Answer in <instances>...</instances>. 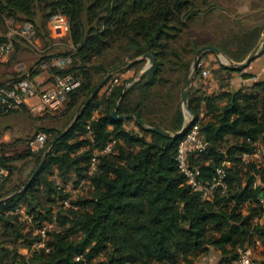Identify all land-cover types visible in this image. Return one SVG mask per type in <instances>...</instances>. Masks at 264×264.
<instances>
[{
  "label": "trees",
  "instance_id": "obj_1",
  "mask_svg": "<svg viewBox=\"0 0 264 264\" xmlns=\"http://www.w3.org/2000/svg\"><path fill=\"white\" fill-rule=\"evenodd\" d=\"M210 1L0 0V28L8 19L30 22L45 44L53 40L49 18L65 14L72 44L65 55L71 54L72 61L56 72L81 79L64 113L75 110L66 128L72 122L73 126L63 138L52 143L64 130L45 127L42 132L49 137L41 148L0 159L12 174L9 162L30 157L37 167L45 157L34 177L32 170L17 188L8 190L5 183L0 188V264H196L211 247L221 253L218 264H230L241 249L257 241L264 246V160L243 162L244 154L254 155L257 144L264 145V77L238 88L220 84L221 90L212 95L189 94L193 124L199 125L209 143L205 152L192 155V162L205 183L213 182L217 168L224 167L226 190L217 187L210 198L202 199L186 184L176 159L185 136L179 133L186 122L181 101L171 106L170 100L179 87L183 95L193 59L184 62L172 44L183 28L190 30L182 18L200 14L201 6H210ZM261 32H255V39ZM6 40V35L0 36V43ZM191 45L197 51L214 45L235 61L251 52L243 47L235 55L214 43L195 40ZM147 54L153 56L154 64L142 78L118 80L104 94L100 107L103 85L84 107L105 76L145 62ZM171 55L178 60L173 71L182 75L175 80L164 77L166 66L173 63L168 59ZM201 69L197 67L196 77ZM243 69L221 66L228 74ZM170 82V87L165 85ZM157 86H166V91L160 92ZM114 110L119 115L138 114L144 123L133 118L115 121ZM125 122H134L138 130L126 129ZM113 141L111 152L102 154ZM95 155L97 169L88 175ZM82 180H88V195L70 199L66 187L60 188V183L78 186ZM68 198L66 207L63 202ZM21 209L31 220L21 215ZM46 222L60 229L49 230L45 244L44 236L34 229ZM35 244L40 247L32 249ZM23 248L29 249V255L21 252ZM107 248L111 253H106Z\"/></svg>",
  "mask_w": 264,
  "mask_h": 264
},
{
  "label": "rangeland",
  "instance_id": "obj_2",
  "mask_svg": "<svg viewBox=\"0 0 264 264\" xmlns=\"http://www.w3.org/2000/svg\"><path fill=\"white\" fill-rule=\"evenodd\" d=\"M259 2H264V0H211L210 6H201V13L193 16L189 20L183 17V21L189 22V26L191 32L183 28L180 38H178L175 42H173L172 46L180 51L183 61L188 62L190 59H193L192 63V71L189 78H193L192 83L186 89L189 90V94L196 93V95H202V93H206L203 90V87L206 86V83L202 81L203 76L199 74L196 77L197 72L194 71L195 67V58L197 56V47L192 48L191 40H195L196 43L202 44V41L213 42L215 45L221 46L225 50H229L230 52H235L237 49H241L245 47L248 49L250 43L255 39L257 30L254 29L256 26H251L249 28V22L245 14H240V8L244 4H248L247 8L252 9L255 8V5ZM240 5V6H239ZM238 9V10H237ZM22 22H16L13 19H8L6 21L5 26L0 28V36L5 37L9 32L16 31L17 25ZM185 27V26H184ZM45 32V31H43ZM254 32V33H253ZM253 33V36H252ZM60 40L51 41L49 43H42L39 46L36 42H28L27 40L21 38L16 35L14 37L15 50L13 54L6 59L5 61H0V82L9 79V77H20L27 73L28 69L35 65L40 59L48 58V57H56L63 56L65 53L69 52L72 48V44L68 38L62 37L58 38ZM261 42V41H260ZM214 46V45H212ZM264 48V38L260 43L257 51H261ZM39 49V50H38ZM231 49V50H230ZM235 49V50H234ZM115 50V49H114ZM112 50L109 55H112L115 51ZM193 51V54L192 52ZM230 56V55H229ZM225 53L221 54L219 57L210 54V51H206L202 53L200 59L203 61L202 69L211 70V65L214 63L217 65H233L230 63V57ZM234 56V55H231ZM224 58L226 60H224ZM168 59H170L173 63L168 64L166 66L168 75H176V78L182 75L180 73L174 72L173 69L176 67L174 62H176V58L171 55ZM148 61L149 59L146 58ZM24 62L25 67L22 69H17V63ZM150 62V61H149ZM207 62V64H206ZM244 62V61H243ZM242 62V63H243ZM178 63V60H177ZM222 64V65H221ZM197 68V67H196ZM201 69V70H202ZM218 70H212L213 76L220 79V84L227 85L228 88H234L231 86V74L223 72L221 68H217ZM184 70H182L183 72ZM43 73L45 71H42ZM46 74V73H44ZM106 77V76H105ZM111 77H116L120 80V77L117 75H111ZM197 81L198 79H200ZM104 79V78H103ZM50 80L46 81L48 83ZM196 81V82H195ZM195 82V83H194ZM105 85V84H104ZM104 90V94L107 91ZM184 90V91H185ZM180 87L177 88V91L173 92V98L170 100L171 106L175 103H179L181 101V105L186 116L185 125L193 120L192 113L187 110L186 105L183 104V95H180ZM102 93V96H104ZM187 98V100H188ZM169 104V105H170ZM68 102L65 105L64 109L60 112L56 113H43L38 114L29 109H22L21 111H15L9 114L0 115V154L3 158H9L13 156H17L19 154L29 153L31 150L30 142L36 138L39 133H43L46 135V139L49 137L46 133L42 132V129L45 127H56L59 130H65L66 125L72 120L74 116V112L70 111L65 116V110L67 108ZM191 113V114H190ZM73 122L70 124L72 125ZM69 125V126H70ZM68 126V127H69ZM67 127V128H68ZM66 128V129H67ZM135 131V130H133ZM36 150V149H35ZM256 154L254 155H243V162L247 163L249 161H257L261 162L264 160V145L258 143ZM5 158V159H6ZM11 167H13V173L10 174V177L5 182L4 187L8 190H12L20 186L29 176L32 170H35L36 163L32 162L30 157H26L19 160H14L8 163ZM40 164V163H39ZM122 167L126 168V166L122 165ZM68 192L71 194L70 199L77 198L78 196L88 195L89 187L87 183L84 185L75 186L70 183ZM54 210L57 205H53ZM22 216H24V209L19 210ZM56 230L59 227L55 226L54 222H46L43 227H38L34 229L36 233H40L39 230H45L46 234L44 236L45 244L49 239L47 232L51 229ZM60 229V228H59ZM40 247L38 244L32 246V249ZM44 247V243L42 245ZM253 249V264H264V246L254 245ZM23 254L29 255V249L23 248L21 249ZM106 253H111L110 249H106ZM104 257L102 254L98 258ZM210 259L207 261L203 258L199 261L200 264H205V262L214 264L215 258L214 256L208 255ZM210 261V262H208ZM183 264V263H181Z\"/></svg>",
  "mask_w": 264,
  "mask_h": 264
},
{
  "label": "built area",
  "instance_id": "obj_3",
  "mask_svg": "<svg viewBox=\"0 0 264 264\" xmlns=\"http://www.w3.org/2000/svg\"><path fill=\"white\" fill-rule=\"evenodd\" d=\"M16 31L9 32L5 42L0 43V61L8 59L15 50L14 37L16 35L27 40L28 42H36L38 39L34 25L30 22H24L16 26ZM48 27L55 38H62L68 35L70 29L69 19L65 14L55 13L48 20ZM72 61L71 54L48 57L40 59L35 65L28 69L27 73L17 78H10L0 82V115L9 114L22 109H29L35 113H56L64 109L70 99V94L81 86L79 76L69 73L60 74L56 71L66 69ZM203 66L201 59L197 67ZM49 71L51 73V81L44 84L38 83L31 74L36 71ZM207 69L202 71L204 77L209 76ZM118 83V78L111 77L104 85L107 92L112 90L114 84ZM191 121H193L191 119ZM46 141V135L39 133L34 140L30 142L33 150L41 148ZM115 141L108 143L101 153H109L112 150ZM209 147V143L201 136L199 125L193 124L185 136L180 140L177 148L176 159L180 172L186 178V184L194 191L201 194L202 199L211 197L212 192L217 187H222L223 191L227 189L226 170L224 167L217 168L216 178L211 183H205L201 178L200 169L192 162L193 154L205 152ZM248 154H244L247 156ZM1 159V154H0ZM97 155H95L90 163L88 175H92L97 169ZM226 164V163H225ZM229 164V163H228ZM10 175V170L0 164V188ZM88 180H82L79 185H84ZM60 188L66 187L68 191L69 184L60 183ZM263 202V201H262ZM64 206H70V199L63 202ZM25 219L30 217L24 214ZM45 236V230H40ZM43 245V243L41 244ZM79 259V258H77ZM230 264H253L252 247L241 249L239 257Z\"/></svg>",
  "mask_w": 264,
  "mask_h": 264
},
{
  "label": "crops",
  "instance_id": "obj_4",
  "mask_svg": "<svg viewBox=\"0 0 264 264\" xmlns=\"http://www.w3.org/2000/svg\"><path fill=\"white\" fill-rule=\"evenodd\" d=\"M255 1V0H254ZM240 6V5H239ZM248 4H244L241 6L240 8V14H245L244 17H246L248 19L249 22V25L247 28L251 27V26H256L254 27V29H262V32H261V35L259 37H257L255 40H253L251 43H250V46L248 47V49H251L250 53L245 57L244 60L242 61H235L233 59L230 58V60H232L236 66H240L243 63H245L247 61V59L251 56V55H255L254 58L251 60V62L249 63V65H247L246 67H243L244 69L242 71H239V72H233L231 74V86H233L234 88H238L242 85H247V84H251L253 83L254 81H258L260 79H262L264 77V48L259 52L257 51L260 43L262 42L263 38H264V2H259L255 5V8H252L249 9L247 8ZM238 10V9H237ZM191 32V29L189 30ZM192 34V32H191ZM50 36L51 38L55 41V40H60L58 38H55L54 35L52 34V32L50 31ZM65 38H68V35L64 36ZM261 41V42H260ZM204 42H207L209 44H213V42H208V41H202L201 43H204ZM36 43L41 46L43 42V40L41 38L38 37V39L36 40ZM203 47V46H202ZM221 50V48H219ZM39 50V49H38ZM231 50V49H230ZM235 50V49H234ZM238 50V49H237ZM236 50V51H237ZM210 51V54L211 55H214V56H220L221 54L225 53L223 52V50H221L222 53L220 54H217V53H214L213 51L211 50H207V52ZM234 52L235 55L238 54L237 52ZM206 52V51H205ZM204 53V52H203ZM233 53V52H232ZM146 58V57H145ZM227 59V58H226ZM202 61V60H201ZM203 63V61H202ZM204 64V63H203ZM207 64V62H206ZM150 65V62L149 60L143 62V63H138L136 65H134L133 67L131 68H128L126 70H124L123 72L121 73H116L117 76L120 77V81H124V80H137L139 78H142L141 75L142 73L144 72V70ZM222 65V64H221ZM234 66V67H236ZM17 69H22L25 67V64L24 62H21V63H17L16 65ZM211 70H210V74L209 76H206L204 77L203 75V79L202 81H204L206 83V86L203 87V90L208 94V95H212V94H215V93H218L220 90H221V87H220V79L217 77H214L213 76V73H212V70H215L216 71L218 70L217 68H221L220 65H217V64H213L211 65ZM241 68V67H240ZM204 70V69H203ZM149 71V70H148ZM147 71V72H148ZM224 72V71H223ZM46 73V74H44ZM42 72L40 71L36 76H35V80L40 83V84H46V81L50 80L51 81V73L49 71H45V72ZM202 74V72H201ZM245 74H249L251 75L250 77H246ZM169 76L171 79H177L176 78V75L172 76V75H168V73H165L164 74V77H167ZM11 78H14V77H11ZM202 77H200V79H198L197 81L201 80ZM10 79V77H9ZM8 80V79H6ZM49 81V82H50ZM2 82V81H1ZM196 82V81H195ZM194 82V83H195ZM171 82L170 83H167L165 85H167L168 87L171 86ZM157 90H160V92L164 93L166 91V86H157L156 87ZM102 93L104 94V90H101V92L99 93V96H98V100H99V103H100V107L104 104V100L105 98L102 96ZM110 92H107L106 94L108 95ZM95 115H98V112L96 111L95 112ZM185 115V114H184ZM135 119V118H133ZM185 119H186V116H185ZM126 120V119H124ZM136 120V119H135ZM137 121V120H136ZM124 126L126 129L128 130H135L137 131L138 130V127L135 125L134 122L132 123H128V122H125L124 123ZM257 245H261L260 241H257ZM213 255L214 258H215V261H214V264H218L219 261L221 260L222 256H221V253L216 250L215 248L211 247L209 252L206 253V254H203L201 255L200 257H198L195 261L196 264H200V260L203 258L204 260H208L210 259L208 257V255ZM210 262V261H208ZM205 264H207V262H205ZM208 264H212V263H208Z\"/></svg>",
  "mask_w": 264,
  "mask_h": 264
},
{
  "label": "water",
  "instance_id": "obj_5",
  "mask_svg": "<svg viewBox=\"0 0 264 264\" xmlns=\"http://www.w3.org/2000/svg\"><path fill=\"white\" fill-rule=\"evenodd\" d=\"M207 50H211V51H213L214 53H217V54L222 53L219 48H217L215 46H212V45H205V46L201 47L197 51V56L195 58V63H194L195 64L194 71L197 70L196 67H197V64H198V62L200 60V57H201L202 53L205 52V51H207ZM254 56H255L254 54L251 55L247 59V61L245 63H242L239 67L243 68V67H246L247 65H249V63L254 58ZM145 57L149 59L150 65L144 70V72L142 73L141 77H143L147 73V71L152 67V65L154 64V58H153V56L151 54H147ZM229 61H230L231 64H233L232 66H236V64L232 60H229ZM236 67H238V66H236ZM111 75H112V72L109 73L106 77H104V79H102V81L100 83L97 84V86L93 90L92 94L85 101L84 107L87 106L93 100V98L95 97V95L97 94V92L101 89V87L109 81V79L111 78ZM192 80H193L192 77L188 79V81H187V87L192 83ZM188 93H189V90L186 89L184 91V97H183V104L184 105H186V103H187ZM187 110L190 111V108L188 106H187ZM79 115H80V113L77 115L76 118H78ZM112 117H113V119L115 121L124 120V119H130V118H135L140 124L143 125V123H144L143 120L138 116V114L119 115L118 112H117V110H114L113 111ZM192 125H193V121H191L190 123L186 124L179 134L180 135H184ZM72 126H73V124L70 125L64 131H62L57 136V138H55L53 140L52 143H56L58 140H60L61 138H63L68 133V131L70 130V128ZM147 129H149L150 131H153V132H157V133L162 134V135H166V136H170L171 135L168 131L163 130V129H158V128H155V127H147ZM44 161H45V157L43 158V160L41 161V163L39 164V166L35 169L32 177H34L39 172V170L41 169V167L44 164Z\"/></svg>",
  "mask_w": 264,
  "mask_h": 264
},
{
  "label": "bare ground",
  "instance_id": "obj_6",
  "mask_svg": "<svg viewBox=\"0 0 264 264\" xmlns=\"http://www.w3.org/2000/svg\"><path fill=\"white\" fill-rule=\"evenodd\" d=\"M224 60H226L225 58H224ZM191 114V113H190Z\"/></svg>",
  "mask_w": 264,
  "mask_h": 264
}]
</instances>
